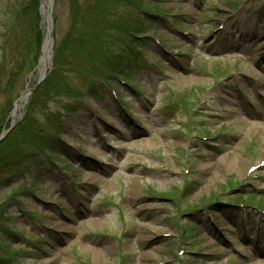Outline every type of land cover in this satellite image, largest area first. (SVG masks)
<instances>
[{
	"label": "rangeland",
	"instance_id": "obj_1",
	"mask_svg": "<svg viewBox=\"0 0 264 264\" xmlns=\"http://www.w3.org/2000/svg\"><path fill=\"white\" fill-rule=\"evenodd\" d=\"M52 2L51 68L0 143V256L264 264V0ZM8 55L0 111L40 77L39 54L10 89Z\"/></svg>",
	"mask_w": 264,
	"mask_h": 264
},
{
	"label": "trees",
	"instance_id": "obj_2",
	"mask_svg": "<svg viewBox=\"0 0 264 264\" xmlns=\"http://www.w3.org/2000/svg\"><path fill=\"white\" fill-rule=\"evenodd\" d=\"M38 5H39L38 0H27L26 3L21 7L22 12L20 10V12L18 13L19 16H17V18H20L19 20H21L20 23L18 24L19 20H17L15 24L12 23L11 27L5 30L1 34L0 52L1 54H3L2 56L3 58H0V73L1 74L6 75L5 72H2L3 70H5L4 52L6 50L9 53L8 55L9 58L10 56L11 58L15 57L17 54L23 55L21 64L18 63L14 69L12 68L14 67L13 65L11 69H9V74L7 77V85L10 89H13L14 84L18 81V79H20L22 72H23V68L33 65V62L40 54V46H41V42L43 38V29L40 23L41 17L39 15V11L37 8ZM141 11L144 15L146 16L149 15V12L142 7H141ZM17 98H15V100ZM15 100L8 99L7 102H5L1 108L0 133L5 127H8L9 125L5 120L9 112L12 110L13 103L15 102ZM31 102H33L32 99H31ZM47 147H49V145ZM43 156L44 158L48 160V162H53L55 161L54 159L58 157V155H55V154L53 155L43 154ZM1 187H2V182L0 181V188ZM5 231H7L6 228L2 224H0V234L4 233ZM1 241L2 240L0 239V248H3L1 247L2 246ZM5 247H9V246H5ZM8 249L9 248H6V249L3 248L4 250L3 255H7L9 253L7 251ZM0 260L2 261L8 260L11 263L15 262L14 259H12L11 257H7V256L5 257L0 256Z\"/></svg>",
	"mask_w": 264,
	"mask_h": 264
},
{
	"label": "water",
	"instance_id": "obj_3",
	"mask_svg": "<svg viewBox=\"0 0 264 264\" xmlns=\"http://www.w3.org/2000/svg\"><path fill=\"white\" fill-rule=\"evenodd\" d=\"M39 1V12L42 17V24L44 29V37L41 44L40 53L41 56L39 58V62H44V67L42 68V71L40 73V77L37 81V85L44 79L47 70L51 68V58H52V31H53V25H52V1L53 0H38ZM32 92V89H25L24 92H22L19 96V98L15 101L13 105V111L10 115L11 121L10 126L7 130H4L0 134V142L6 137V135L11 131V129L16 124V113L19 109L20 102H26L29 94Z\"/></svg>",
	"mask_w": 264,
	"mask_h": 264
},
{
	"label": "bare ground",
	"instance_id": "obj_4",
	"mask_svg": "<svg viewBox=\"0 0 264 264\" xmlns=\"http://www.w3.org/2000/svg\"><path fill=\"white\" fill-rule=\"evenodd\" d=\"M44 65V62L42 63L41 61L39 62V72H41L42 71V68L44 67L43 66ZM22 103H24L23 101H22ZM19 107H20V105H19ZM16 115H17V113H16ZM17 117V116H16Z\"/></svg>",
	"mask_w": 264,
	"mask_h": 264
}]
</instances>
